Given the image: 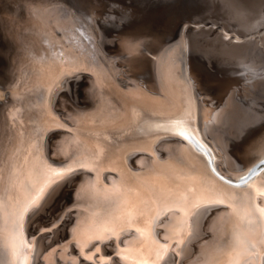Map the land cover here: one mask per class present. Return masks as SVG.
Returning <instances> with one entry per match:
<instances>
[{"label": "bare ground", "instance_id": "6f19581e", "mask_svg": "<svg viewBox=\"0 0 264 264\" xmlns=\"http://www.w3.org/2000/svg\"><path fill=\"white\" fill-rule=\"evenodd\" d=\"M0 1L8 59L0 83V97L7 92L0 103V264H264V127L244 143L236 167L209 140L210 122L231 99L264 84L257 78L264 75V0H244L258 19L247 29L228 25L233 35L217 31L222 22L199 29L204 20L192 17L165 37L154 34L150 19V37L104 34L100 45L101 9L92 10L100 0ZM202 31L243 59L242 72L212 77L198 69L193 45ZM82 71L86 95L71 104L59 89ZM74 170L81 172L64 184L72 187L73 210L43 218L49 194ZM216 170L246 182L231 184Z\"/></svg>", "mask_w": 264, "mask_h": 264}, {"label": "rangeland", "instance_id": "374dc122", "mask_svg": "<svg viewBox=\"0 0 264 264\" xmlns=\"http://www.w3.org/2000/svg\"><path fill=\"white\" fill-rule=\"evenodd\" d=\"M3 1H5V0H3ZM74 1H76V0H74ZM110 1H111V3H110ZM215 1L216 0H100V2L97 1V3H99V6L93 7L92 10L97 11V9L99 7L101 9L100 10L101 14L99 15V17H97L98 19H95V23L98 22V25H97L98 28L97 27H96L97 29L95 28L96 31H98L97 34H99L98 35L99 37L97 36L98 43L100 40L103 39L104 34H105V36L107 35L109 38L114 37V38L118 39V37L120 35H122V33H119V32H124L123 35L127 34V35L131 36L132 34H134L135 36H137L140 34H144L145 36L150 37L148 35L149 31H150V33L157 31V32H154V34L158 33L160 35H162V34L165 35V37H168V36L171 37L170 36L171 34L175 35L178 33L179 27L181 26L183 21L186 22V21H188L189 18L192 19V17H193V19L200 18V19L204 20L203 22L200 23V25L202 23H203V25H201V27L199 26L200 27L199 29L206 28V30H209L210 27L215 26V22H216V26L219 24V22L220 23L222 22L223 25H225V26L223 28L217 29V31L219 32V30H220L221 33H224V32H228V33L230 32L231 33V31H233L232 29L229 30L230 28L227 27L228 25H230L231 28H239V29L251 28V26L256 22V21L254 22V20L258 19L257 18V14H258L257 12L258 11H256L254 4H251L249 2L246 3L244 0H217V1H219V3L225 4V5L227 4L226 6L227 7L229 6V10L232 9V11H230V12H225L220 5L216 4ZM94 2H95V0H94ZM209 2H210V4H208ZM0 3H1V1H0ZM172 3H174V4H172ZM104 5L106 6V8L104 7ZM240 5H242V6H240ZM205 6L207 7V9ZM251 7H253V8H251ZM211 10H213V11H211ZM170 11H171V14H170ZM145 12H147V13H145ZM167 12H168V14H167ZM137 13H141V15L140 14L137 15ZM149 13H151V14H149ZM172 13H173V15H172ZM197 13H198V15H197ZM213 13H215V14H213ZM228 13H229V15H228ZM121 14H123V16ZM217 14H218V16H220L222 14L220 17H222L223 19L218 17ZM194 15H196V16H194ZM238 15H240V16H238ZM130 16H132V17H130ZM180 17H182V19H180ZM139 18H141L142 20ZM166 18L169 21V23H171V24H169L168 21L165 20ZM150 19H153L151 21V23L153 25L148 23V22H150ZM139 20H141V21H139ZM162 20L165 22V24L163 23ZM166 21H167V23H166ZM134 22L137 25L134 24ZM252 22H254V23H252ZM145 23H148V26L149 25L153 26L154 28L151 27V29L152 30L154 29V31H151L150 27L148 29L147 28L148 26H146ZM160 23H162V24H160ZM166 24L168 27L165 26ZM168 24L170 25V27H172L173 24L175 25L172 28V30H174V31H172L170 29ZM187 24H189V25H187ZM191 24H193V20L187 22L185 24V26L187 25V27H190ZM138 25L144 26L145 28H143L141 26L138 27ZM242 25H243V27H242ZM162 26L164 28L166 27L165 29L168 28L170 30V32L168 29L166 31L163 30L164 28ZM156 27H159V28H156ZM176 27L178 28L177 30H176ZM1 28H2V25L0 24V37H1V33H2ZM120 28L122 29L121 31H119ZM123 29H125V30H123ZM145 29L148 31V32H146V34L140 33V30H142V32H144L143 30H145ZM163 31H165L166 34H164ZM233 33H235V31L232 32V35H233ZM197 34L201 35L202 38H200L198 40V42H196L193 45V56H194V59L196 60L195 65L198 67V69L200 71L205 72L206 74H208L212 77H214V76L224 77L225 75H227L229 73L230 70H231L230 72L238 70V74H239V72H242V70L240 71L239 68L243 69V67H244L243 66L244 64L242 63L243 59L240 60L239 58H237L238 59L237 60L235 57L233 58L234 54H236V53H230V52H232L234 50H229V49L222 48L221 46H218L217 42H215V40L214 41H211V40L208 41L207 39H203V36L205 37V35H206V33L204 31H202L200 33L198 32ZM123 35L121 37H123ZM236 35L239 36V33L238 34L236 33ZM121 37H120V39H121ZM224 38H227V37L224 36ZM242 39L243 38H239L238 40L234 39V40L235 41H242ZM4 41L5 40L1 37V39H0V56H1L0 57V72H1L0 73V83H5L4 72L6 71L5 68H7V61L6 60H8L7 57L4 55L6 52V50L4 51V49H5L4 47H7L6 46L7 42L6 41L4 42ZM115 44L111 43L110 44L111 49L108 48V50L114 51V49H116V47H117V46H115ZM99 45H100V43H99ZM102 48H105V46L103 44H102ZM2 53H3V55H2ZM209 54H210V56H209ZM2 57H4V58L1 59ZM5 62H6V64H5ZM241 66H243V67L241 68ZM78 74L74 78L76 81L71 80V79H73L74 75H71L72 77H70V76H68V78L66 77L65 80L66 79L67 80L64 82V87L62 86L59 89L60 90L59 95L60 96L62 95L63 98L67 95L64 99L65 100L69 99L68 101L69 102L72 101L71 104H75V105L79 104V102H77V100L75 101V99L81 100L84 97V95H86V93H85L86 88H87L86 81H88L87 80L88 78L86 77L87 76L86 72L82 71ZM187 74H188V68H187ZM188 77H189V75H188ZM257 78L264 79V75L262 74V75H260V77H257ZM84 82H85V84H84ZM244 89L246 91L248 90L247 95H245V92L241 91L237 94L238 97L236 96V97L232 98L231 99V106H229L228 109L220 115V117L218 116L217 117L218 119L214 118L210 122L211 125L209 128V134L213 137V138L209 137V140L212 141L211 139H213V142L215 143V147L217 146L216 141H218L220 143V146L222 147V150H223V151H221V153L223 154L225 163L229 166H235V167L238 164H240L243 160L242 155H243V150L245 147L244 143L245 142L247 143V141L254 138L257 135V133L260 130H262L261 127H264V124H263L264 123V84L259 82L258 84L247 85L244 87ZM0 92H2V90H0ZM82 92H83V94H82ZM3 93L5 94L6 97H3V98L0 97V99H2V100H0V103L2 101H5L7 98V92L3 91ZM249 96H251V97H249ZM225 102H230V98L226 97ZM80 106H81V104H80ZM217 120H218V122H217ZM62 129L63 128H61V127H57V128H53L52 131H54V132L58 131L59 132V130H62ZM252 129H253V131H252ZM214 139H216V140H214ZM219 148H217V149L221 150ZM238 152H239V154H238ZM156 154L153 151L151 153V156L150 155L149 156L151 158L154 157V159L155 158L157 159ZM134 157L135 156H133V158ZM221 161H222V158L219 159V162H221ZM79 171L80 170H78V171L74 170V172L72 174L70 173L71 175L70 174L68 175L67 179H63V182L62 181L60 182L62 184L59 183L60 186L57 185L55 187L56 190L54 189L55 191L53 190L49 194L50 195V201H49L48 206H47V210L45 213L46 215L44 214V216H43V214H39V215L37 214V218H40L39 217L40 215H41V218H42V216H43V218H45L47 216H49V218H51V217L55 218L58 214H60L63 211L64 208H67V210H69V211L73 210L72 207H69L71 205V200H72V195H71L72 194V189H71L72 187H68V186L64 187V184L69 181L68 185H70V183H71L70 181L75 180L74 178H75V176L79 175V174H77ZM64 180H65V182H64ZM54 192H55V194H54ZM51 196H52V198H51ZM48 209H50V210L48 211ZM70 216H72V213ZM207 219H208V215L204 216V214H203L201 216V218L199 219L200 222H198V225H197V233H202L203 228L205 227V225H204L205 221L204 220H207ZM60 224H61V222H60ZM59 225H56L58 227L54 228V231H57L59 229ZM44 227H43V230H41L42 233L48 232L49 230H51L52 227H54V225L46 226L45 228ZM39 233H40V231H39ZM60 237H58V235H56L55 239H59ZM54 241H57V240H54ZM73 248L74 247H72V249ZM109 256H111V255H109ZM57 262H58V264H60L59 261H57Z\"/></svg>", "mask_w": 264, "mask_h": 264}, {"label": "water", "instance_id": "95a60500", "mask_svg": "<svg viewBox=\"0 0 264 264\" xmlns=\"http://www.w3.org/2000/svg\"><path fill=\"white\" fill-rule=\"evenodd\" d=\"M60 16H61V17H64V14L62 13V11H61V13H60ZM175 42H177V41H175ZM167 138H174V137L169 136V137H167ZM262 165H264V161H262V163H260V166H262ZM80 172H81V171H80ZM253 172H254V171H253ZM216 173L220 174L217 170H216ZM247 174H248V173H247ZM250 174H251V172L249 173V175L247 176V178H249ZM220 176H221L225 181H227V182H229V183H231V184H234V185H239V184H243V183L246 182V178L239 179L238 181H233V180H231V179L226 178L224 175H221V174H220Z\"/></svg>", "mask_w": 264, "mask_h": 264}]
</instances>
